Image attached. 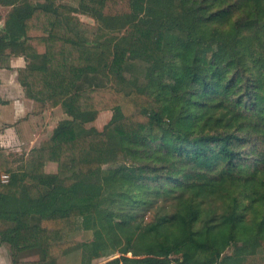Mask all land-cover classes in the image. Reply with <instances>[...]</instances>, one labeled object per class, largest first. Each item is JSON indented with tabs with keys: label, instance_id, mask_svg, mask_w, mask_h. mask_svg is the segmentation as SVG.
I'll list each match as a JSON object with an SVG mask.
<instances>
[{
	"label": "trees",
	"instance_id": "16d2710c",
	"mask_svg": "<svg viewBox=\"0 0 264 264\" xmlns=\"http://www.w3.org/2000/svg\"><path fill=\"white\" fill-rule=\"evenodd\" d=\"M46 1L0 0V62L24 56L26 97L69 116L19 163L0 150V246L15 264L72 247L119 249L107 264H244L264 240V0ZM78 217L94 240L66 241Z\"/></svg>",
	"mask_w": 264,
	"mask_h": 264
},
{
	"label": "crops",
	"instance_id": "0c3cea01",
	"mask_svg": "<svg viewBox=\"0 0 264 264\" xmlns=\"http://www.w3.org/2000/svg\"><path fill=\"white\" fill-rule=\"evenodd\" d=\"M9 10L0 5V28H4ZM34 44L40 53L45 52L42 42L35 40ZM27 64L24 56H12L10 61L0 62V150L13 159H22L38 150L51 137L57 122L69 118L61 105L40 108V103L26 97L18 69ZM112 115V111H103L88 126H95L103 116L109 118L108 124Z\"/></svg>",
	"mask_w": 264,
	"mask_h": 264
},
{
	"label": "rangeland",
	"instance_id": "374dc122",
	"mask_svg": "<svg viewBox=\"0 0 264 264\" xmlns=\"http://www.w3.org/2000/svg\"><path fill=\"white\" fill-rule=\"evenodd\" d=\"M34 3L37 2H41V3H47L49 1L46 0H32ZM51 2V1H50ZM55 6H57V8L61 11L64 12L65 7L71 8V6H77L76 3L69 1V0H56L55 1ZM111 11L112 12H121L124 10L128 9V5L125 3V1H119V3H117V5H111ZM140 17V15H138V18ZM77 18V21H75ZM75 20H74V27L75 29H77L79 31L80 34L90 37H93V32L94 30L97 28V21L89 16V15H85L80 13H75ZM78 21L80 22V25H78ZM81 28V29H79ZM135 77L137 76L139 81L138 84H141L142 82H144V75H141V70L140 68L137 66L135 68V70L132 73ZM141 80H143L141 82ZM53 108V107H50ZM65 112V110H64ZM66 113V112H65ZM54 117V116H52ZM65 119V118H64ZM58 121V119H55ZM97 120V119H96ZM109 121V118H107L106 116L101 117V119L99 120V122L95 125V127H97L99 130H104L105 127L108 125L107 122ZM60 121L57 122V124ZM56 124V126H57ZM55 126V127H56ZM21 159V158H20ZM19 158L15 159L18 161V163L20 162ZM17 163V164H18ZM57 167L55 165H48L47 166V170L50 171H56ZM3 175V174H2ZM9 177V176H8ZM6 179V178H5ZM8 179V178H7ZM108 187L109 184L105 183L104 187ZM102 192V190H101ZM218 205H220V203H218ZM151 213H149L146 217V221L150 220L151 217ZM250 216V214H249ZM94 240V235L91 231H86L85 229H83V225H82V219L81 217H78L76 219V224L74 229L68 233L66 235V241L69 242H76V243H83V242H90ZM241 245V242L238 244ZM95 256L92 258H83L84 254L83 251L78 249L77 247H72L70 249H68L67 251L63 252L61 255H59L56 259V261H54L53 263H49V264H107L108 261H110L111 259H114L116 257H119L121 255L120 250L119 249H113L112 247V254L109 256H104L103 254H101V251H95ZM236 254L235 252V247H231L229 249H227L223 256H231ZM128 256H132V253H129ZM19 257L17 256H13L11 253L10 248L7 245H1L0 246V264H15V260L18 259ZM23 258H28V259H38L39 258V254H34V255H28V256H23ZM244 264H264V240L261 241L260 245L255 249V253L250 257H248Z\"/></svg>",
	"mask_w": 264,
	"mask_h": 264
},
{
	"label": "built area",
	"instance_id": "2783aa9c",
	"mask_svg": "<svg viewBox=\"0 0 264 264\" xmlns=\"http://www.w3.org/2000/svg\"><path fill=\"white\" fill-rule=\"evenodd\" d=\"M5 178H6V179H5ZM7 178H9L7 174H3V175H2V179H3V181L6 182V181L8 180Z\"/></svg>",
	"mask_w": 264,
	"mask_h": 264
}]
</instances>
